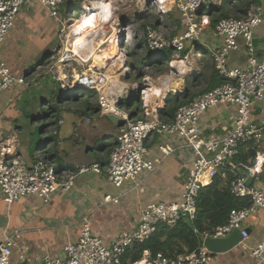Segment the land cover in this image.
<instances>
[{
    "label": "built area",
    "instance_id": "2783aa9c",
    "mask_svg": "<svg viewBox=\"0 0 264 264\" xmlns=\"http://www.w3.org/2000/svg\"><path fill=\"white\" fill-rule=\"evenodd\" d=\"M34 1L37 0H0V92L14 84L29 86L34 80L26 74L15 75L3 55V45L17 15ZM39 1L52 17L62 19L67 15V10L66 13L61 12L64 0ZM223 1L225 0H150L148 3V0H137L142 12L156 8L162 22H166L171 12L177 13L182 31L181 35L167 40L155 26L156 23L149 24L145 28L144 44L157 57L163 56V50L166 49L181 53L187 43H192L194 47L200 44L197 48L199 50L200 46H203L201 34L211 24L208 12ZM104 9L101 13L105 12ZM71 17L68 16L66 21L69 22ZM263 22L264 7L255 1L249 5L245 16H229L217 21L215 32L223 37V43L208 52L223 83L205 91L192 101L179 105L174 118L166 122L161 120L159 109H150L148 103H145L146 111L143 116L129 119L128 113L120 103L130 94L137 93L138 89L130 92L131 87L120 77L114 76L113 69L119 65L121 56L111 62L106 56L104 58L107 59L102 65L94 62L91 66H85L84 61L79 62L78 59L83 53L79 51H82L87 43L86 38L83 37V47H80L77 39L71 42L73 37L68 32L64 36L66 43L60 57L55 58L52 55L48 59L47 74L70 96L86 92L97 94L100 100V116L120 115L126 122L118 127L117 141L104 169L95 163L73 170H59L46 155L30 165L18 151L16 136L4 139L0 142V193L3 199L12 204L35 194L48 204L57 193L72 189L77 178L90 172L106 175L107 179L118 187L126 181H134L141 173H150L157 167V162L150 157L147 145V140L154 134H176L183 138L184 146L193 151L195 161L189 170L180 199L148 203L141 210L137 227L122 231L112 242L107 243L94 233L89 218L85 217L78 239L68 242L62 255L46 254L40 261L31 262L23 252L15 262L13 251L21 239L22 232L4 230V239L0 240V264H124L123 255L127 249L135 242L147 240L156 231L158 223L165 222L174 226L182 218L194 219L197 215L196 199L200 189L224 172L233 175L228 183L232 194L241 198L249 197L250 205L232 209L225 224L203 232L201 245L192 253L171 257L163 251L153 254L145 250L142 260L130 264H207L211 252L204 245V240L208 237H227L236 229L242 230L239 245L251 252L254 258L251 264H264V239L255 246H250L249 231L244 226L249 217L264 209V118L256 121L252 113L256 103L264 98V54L257 55L253 45L255 30ZM112 28L116 33L111 40L118 41V35L122 30H126L127 36L120 45L130 44L132 33L128 29L116 21ZM90 36L91 34L88 38ZM104 36L105 34L100 36V41ZM239 38L244 40L249 57L243 66L233 67L229 64V55L238 48ZM117 41L113 48L118 49ZM95 47L97 49V45H94ZM89 50L94 51L91 48ZM75 62L77 66H74ZM75 68L79 71L72 72ZM164 85L160 84L161 87ZM148 87L151 88L149 85ZM223 104L236 107L233 126L221 135L205 136V127L201 124L202 116L209 109ZM54 133H57L56 129ZM249 144L256 149L254 160L248 163L239 162L237 159L242 147ZM159 150L162 158H165L174 148L161 144ZM250 178L253 181L248 184ZM105 200L116 201L117 198L107 195Z\"/></svg>",
    "mask_w": 264,
    "mask_h": 264
},
{
    "label": "crops",
    "instance_id": "0c3cea01",
    "mask_svg": "<svg viewBox=\"0 0 264 264\" xmlns=\"http://www.w3.org/2000/svg\"><path fill=\"white\" fill-rule=\"evenodd\" d=\"M252 1L264 7V0H225L213 7L208 14L211 21L222 14L245 16L248 8L244 4L252 3ZM82 3L85 4L86 0H64L61 12L66 13V10L71 9L74 12L73 9H76L78 5L81 7ZM104 6L108 9L107 0ZM109 12V16L105 13L102 17H97V20L101 18L98 23L100 31L95 34L91 33L88 44L92 42L95 44L94 38L97 39L100 34L103 36L106 33L104 23L108 21L112 23L114 18L111 10ZM171 14L172 12L169 15ZM175 17L179 23L176 13L173 18ZM60 21L61 19L52 17L39 0L29 3L20 11L3 45L4 58L15 75L29 76V74L36 73V76H39V71L45 65V61H37L57 43ZM215 25L210 24L201 34L204 53L210 58L208 51L223 43V37L215 32ZM112 35L115 36V33L113 32ZM111 41L116 40H110V44ZM238 42V48L229 55V64L233 67L243 66L249 57L244 40L239 38ZM253 45L257 55L264 54V22L255 30ZM98 59L101 58L98 57ZM214 83L211 72L207 75L205 91ZM40 86L42 85L35 84V87L41 88ZM29 87L14 84L0 92V142L8 137L16 136L18 151L30 165L35 164L39 157L46 155L59 170H73L95 163L100 164L104 169L108 164L110 152L116 144L118 127L111 121L110 114L103 116L98 114L100 104L91 101L95 96L94 93H88L87 96L86 94L68 96L75 100L84 99L83 108H74L71 105L55 106V117L59 119L56 123L57 133H53L57 135L56 140L51 141L48 140L49 138L42 137L32 149L29 141L21 138L26 133L35 104L33 100L25 99L24 95L31 90ZM162 89L161 86H157L154 97L148 98L145 103L149 101L148 105H151L153 99L152 103H155V106L153 108L149 106L150 109H159L161 120L166 122L174 118L175 110L172 111L173 107H168L171 102L170 98H167L166 104L161 107L162 102L159 100V95ZM61 91L63 92L62 89ZM184 95V97H179L181 95L178 97L190 102L188 101L192 98L190 90H186ZM132 96L133 94H130L128 99L122 101L120 105L128 116L141 117L144 115L143 112L138 109L131 111L123 105L128 104ZM198 96L200 94L194 96L193 99ZM172 101L174 103V99ZM163 109L168 110L166 111L168 115H162ZM252 113L256 121L264 118V98L256 103ZM235 115L236 107L233 105L223 104L209 109L201 118V124L205 127V136L225 133L233 126ZM86 118L92 120L87 121ZM32 127L34 128L33 120ZM161 144H168L174 148V151L162 158L159 150ZM147 145L150 157L157 162V167L150 173H141L134 181H126L120 187L113 185L106 175L90 172L77 178L72 189L57 193L48 204H45L35 194L9 204L0 193V240L4 239V230L22 232L21 239L13 251V260L17 262L19 255L23 252L31 262L40 261L46 254L62 255L65 245L78 239L85 217L89 218L93 232L101 236L105 242L110 243L122 231L137 227L141 210L148 203L180 199L189 170L195 161L193 151L184 146L183 138L176 134L151 135L147 140ZM247 149V145L242 147L238 159ZM48 152L53 155V159L49 158ZM222 174L224 177L229 175L226 172ZM107 195L116 197L117 200L106 201ZM244 226L249 231L250 246H255L263 240L264 209L249 217L244 222ZM253 260L251 252L248 249H242L238 244L226 252H211L207 264H251Z\"/></svg>",
    "mask_w": 264,
    "mask_h": 264
},
{
    "label": "rangeland",
    "instance_id": "374dc122",
    "mask_svg": "<svg viewBox=\"0 0 264 264\" xmlns=\"http://www.w3.org/2000/svg\"><path fill=\"white\" fill-rule=\"evenodd\" d=\"M87 1L89 0H86V2ZM107 6L108 9L111 10L112 14H114V18L112 23L109 21L104 23L107 30L105 36L103 37L104 39L100 41L102 38H100V36H102L101 34L99 37H97V40L95 37L94 40H96L97 44L91 43L90 45H97V49L95 47L96 50L93 52L89 50V53L87 54L81 53L80 56L82 59L79 58L78 60L79 62L83 60L85 66H91L94 62H101L100 59L96 57L98 54L100 55L107 52L109 62L114 61L121 56V58H119L121 60L119 65L113 69V73H115L114 76L120 77L125 84L129 85L131 87L130 92L135 88H137L139 91L130 97L128 104H123L126 109L130 108L131 111L138 109L143 113L146 111V99H144V91L149 88L148 85L151 87L154 86V91H156L157 86H160V84H165L162 86L163 89L159 95V100L162 102L161 107L166 104L167 98H170L171 101L168 104V107L175 106L172 100L175 98V96L184 95L186 90H190V94L192 95V98H190L188 101H192L194 96L205 92L207 75H209L213 70V62L209 55L202 56L205 49L203 46H200V49L198 50L197 48H199L200 44H198V47H194L192 43H187L181 53H178L176 50L172 49V53L168 58H162L161 56L157 57V55L151 53L144 44L145 28L149 24L154 25L156 23L155 26L159 28L167 40L181 35V26L176 20V17L173 18L175 13L169 15L166 22H162L161 16L158 14L156 8H150L148 11L142 12L140 11V6L138 5L137 0H107ZM73 10L74 13L72 15L70 14L73 12L72 9L69 12L67 11L65 18H62L59 23L60 32L57 43L53 45L50 51L45 53V56L39 58L37 61H45V65L39 71V76L37 77L36 73L33 75L29 74L28 76L30 79L34 80L29 85L31 90L24 96H26V100L31 99L35 102V104L32 108V118L26 127V133L21 136V138L28 140L32 149H34L35 145L42 139V137L49 138L53 135L54 130L56 129V114L48 110L50 107L71 105L74 108H83L82 104L85 101L84 99L81 98L79 100H75L74 98L68 97L69 94L64 91L62 92L58 82L53 80V78L46 72L48 69V59L52 55H54L55 58H59L62 50L64 49V45L66 43V38H64V36L67 35V27L71 24L70 22H67L66 19L68 16L81 18L79 14L81 13L82 7L78 5V7ZM104 10L107 11L106 8ZM100 19L101 18H98L99 21ZM169 20L172 22L169 23ZM115 21L120 24V26L125 27V29H128L132 33V40L130 44L121 46L119 42L118 49L113 48L115 43L109 45L110 40L114 37V35L111 37L110 35L115 31L112 28ZM117 35L118 34H116V36ZM72 41L74 42V40ZM121 43L123 42L121 41ZM119 49L120 51H118ZM106 59L107 58H104V60ZM157 60H160L161 62H156ZM180 61H184V64H186L185 68L179 66L180 64L177 62ZM74 66H77L76 62ZM75 70L79 71L75 68L72 70V72ZM167 80H169L168 86L165 83ZM35 84L42 86H40L41 88H38L35 87ZM141 84L143 85V88L139 90V86ZM87 95L88 92H86L85 96ZM94 95L95 96L91 101H93V103L96 102L100 104L98 95ZM74 96H77V94L74 93ZM152 97H154V95H152L150 99ZM152 100L151 105H149L151 108L155 106V103L153 104ZM147 103H149V101H147ZM179 103V105H182L187 103V100L182 99ZM32 120L34 128L32 127Z\"/></svg>",
    "mask_w": 264,
    "mask_h": 264
},
{
    "label": "trees",
    "instance_id": "16d2710c",
    "mask_svg": "<svg viewBox=\"0 0 264 264\" xmlns=\"http://www.w3.org/2000/svg\"><path fill=\"white\" fill-rule=\"evenodd\" d=\"M253 2V1H252ZM80 4V3H79ZM251 2L245 3V7H249ZM76 6V5H75ZM229 17L228 14H222L218 18H214L211 24H216L221 18ZM153 53V51H150ZM172 53V49L163 50L162 58H168ZM184 53V52H183ZM182 53V54H183ZM207 55L204 53L202 56ZM156 62H161L157 60ZM167 64V63H166ZM214 78V85L209 89L223 83V79L213 67L211 71ZM181 95L179 97H184ZM175 96L172 111H176L180 104V98ZM180 99V100H179ZM50 112L55 113V108L50 107ZM167 109L162 110V115H168ZM171 113V112H169ZM59 118V117H58ZM57 123L59 119L55 117ZM57 135L53 134L48 140H56ZM252 144L247 145L246 152L237 159L239 162L248 163L254 160L256 149L251 147ZM49 153V152H48ZM49 158L53 159V155L49 153ZM233 178V175L223 176L222 173L218 174L212 183L202 187L197 196V215L194 219H180L177 224L170 226L165 222H160L157 225L156 231L144 242H135L123 255L124 264H129L135 261H140L145 250L151 251L155 254L158 251H163L168 256L175 257L183 253H192L201 245V234L205 231L212 230L227 222L229 214L234 208H242L251 203L249 197H236L232 194L228 183Z\"/></svg>",
    "mask_w": 264,
    "mask_h": 264
},
{
    "label": "bare ground",
    "instance_id": "6f19581e",
    "mask_svg": "<svg viewBox=\"0 0 264 264\" xmlns=\"http://www.w3.org/2000/svg\"><path fill=\"white\" fill-rule=\"evenodd\" d=\"M106 0H89L85 3V6H83V12L80 14L81 18H74L73 16L70 18V20H68L71 24L67 27L68 28V32L70 33V35L73 36L72 40H76L77 43H79L80 47H83V43H84V38H86L85 41H88L90 38H88V36L93 33H97L100 31L99 29V20H97V17L100 16L102 17L105 13V15L109 16L110 12L108 13L109 9H106L107 11H105L104 13H101V10L103 8H106V6H104ZM104 6V7H103ZM93 15V18H91ZM95 15V16H94ZM97 15V16H96ZM84 37V38H83ZM117 41V40H116ZM114 41V42H116ZM111 44L109 45H112ZM113 42V44H114ZM123 42V40H122ZM73 43V41H72ZM93 43V42H92ZM117 46H119V40L117 41ZM94 50V46L90 45L88 43H86L85 47L82 49V51L79 52H83V53H89L88 50L89 49ZM120 51V49L118 50ZM108 56L106 53L104 54H98V57H100V61L98 62L99 64H104L105 60L104 57ZM179 63L181 67L185 68L184 61H180L177 62ZM180 68V67H179ZM180 71V70H179ZM186 71V70H185ZM115 74V73H114ZM116 77V76H115ZM166 85H168L169 80H167ZM154 86L151 88H148L146 91H144L145 93V99L148 100V98H150L153 94H154Z\"/></svg>",
    "mask_w": 264,
    "mask_h": 264
},
{
    "label": "water",
    "instance_id": "95a60500",
    "mask_svg": "<svg viewBox=\"0 0 264 264\" xmlns=\"http://www.w3.org/2000/svg\"><path fill=\"white\" fill-rule=\"evenodd\" d=\"M148 3H150V0H148ZM126 34L127 31L122 30V32L118 35L120 40L119 42H121L125 38ZM142 88L143 85L141 84L139 86V90H141ZM109 117L116 127H120L124 125L126 122V120L123 117L117 116L115 114H110ZM128 118L131 119L133 117L132 115H129ZM252 181L253 180L250 178L248 180V184H251ZM241 239H242V230L236 229L232 234H230L227 237H218V238L208 237L204 240V245L212 253H221L235 248L240 243Z\"/></svg>",
    "mask_w": 264,
    "mask_h": 264
},
{
    "label": "clouds",
    "instance_id": "9594fccd",
    "mask_svg": "<svg viewBox=\"0 0 264 264\" xmlns=\"http://www.w3.org/2000/svg\"><path fill=\"white\" fill-rule=\"evenodd\" d=\"M82 5H83V3H82ZM82 5H81V7H82ZM82 11V10H81Z\"/></svg>",
    "mask_w": 264,
    "mask_h": 264
}]
</instances>
